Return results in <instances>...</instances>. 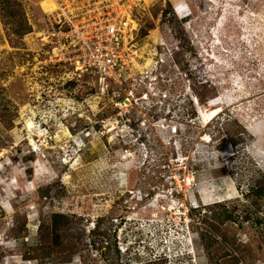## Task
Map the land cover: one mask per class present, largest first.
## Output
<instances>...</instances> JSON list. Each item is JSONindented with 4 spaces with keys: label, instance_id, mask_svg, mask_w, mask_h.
Segmentation results:
<instances>
[{
    "label": "rangeland",
    "instance_id": "1",
    "mask_svg": "<svg viewBox=\"0 0 264 264\" xmlns=\"http://www.w3.org/2000/svg\"><path fill=\"white\" fill-rule=\"evenodd\" d=\"M17 1V20L0 1V264H43L53 213L74 229L44 264H264L244 219L264 217V0ZM117 14L134 29L120 87L71 36ZM220 209L236 215L211 224L235 241L221 260L200 240Z\"/></svg>",
    "mask_w": 264,
    "mask_h": 264
},
{
    "label": "trees",
    "instance_id": "2",
    "mask_svg": "<svg viewBox=\"0 0 264 264\" xmlns=\"http://www.w3.org/2000/svg\"><path fill=\"white\" fill-rule=\"evenodd\" d=\"M0 1L1 6H3L4 4L3 8H6V12L10 16V19L17 20L18 18H20V16L22 15V8L17 0ZM16 24L18 27L17 32L20 31L19 33H22L25 28L23 25V20L13 23L11 25L15 26ZM26 28L28 27L26 26ZM22 34H25V32H23ZM203 87L207 90L206 92H204V97H199L200 93H197V98L200 103L205 102L207 100L206 98L212 99L216 96V94H214L212 86H210L211 88H208L207 85H204ZM208 92H211V95H209ZM250 191L252 192L251 194L253 195L254 200H257L255 201V205L257 208L258 206H260V204L264 203V177H261L260 179L254 181L252 187L250 188ZM214 205L222 207L220 203ZM260 216L261 215H256L255 213H247L244 219L245 221L253 222L254 228L261 231V239L262 241H264V217L261 218ZM207 219L210 221V223L207 222ZM234 220H236V215H233V213L231 211H227V209H220L218 211L212 212L210 218H205L204 225H208L210 228L207 226L208 230H206L207 228L201 230L200 240L202 243H204L205 250L212 258H214L215 255L220 253L221 260L223 256L229 252L227 251L225 246V243H229V234L216 226H212L211 224L216 223L217 225H220V227L224 228L226 222H234ZM72 223L73 220L68 215L60 213L51 214L48 218V222H42L38 227L37 233H39L40 237L39 239H37L36 242L32 241V247L34 246V248L30 251L32 254L31 258L39 261L40 263H45L48 260L52 259L55 255H57L56 253L62 250L63 248V242L65 239V235H63V233H67L69 230L74 229ZM16 234L20 235L19 233ZM215 235L220 238V241L215 237ZM20 237L21 239L24 238V236ZM230 243L231 245H234L235 241L233 237H230ZM216 245H218L217 250H215Z\"/></svg>",
    "mask_w": 264,
    "mask_h": 264
},
{
    "label": "built area",
    "instance_id": "3",
    "mask_svg": "<svg viewBox=\"0 0 264 264\" xmlns=\"http://www.w3.org/2000/svg\"><path fill=\"white\" fill-rule=\"evenodd\" d=\"M114 12L116 11H111L112 14ZM75 28V33L71 36L76 46L81 49L80 54L88 53L91 72L95 70L103 82L106 80L117 87L122 86L121 70L126 64L127 56L119 50V46L123 45L134 31L131 21L126 19L125 15L117 14L107 16L99 24L98 21L86 22L80 28L75 25Z\"/></svg>",
    "mask_w": 264,
    "mask_h": 264
},
{
    "label": "bare ground",
    "instance_id": "4",
    "mask_svg": "<svg viewBox=\"0 0 264 264\" xmlns=\"http://www.w3.org/2000/svg\"><path fill=\"white\" fill-rule=\"evenodd\" d=\"M41 8L45 12H49L53 9V4L49 1L42 2Z\"/></svg>",
    "mask_w": 264,
    "mask_h": 264
}]
</instances>
